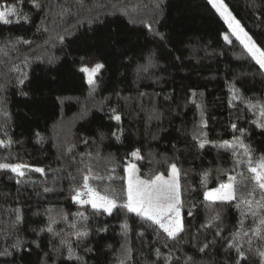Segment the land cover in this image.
<instances>
[{
    "label": "trees",
    "instance_id": "1",
    "mask_svg": "<svg viewBox=\"0 0 264 264\" xmlns=\"http://www.w3.org/2000/svg\"><path fill=\"white\" fill-rule=\"evenodd\" d=\"M38 2L39 10L31 0H8L18 9L10 19L27 16L29 22L0 23V140L11 141L0 148V162L45 170L27 171L20 184L14 173L0 171V252L11 253L0 255V264H165L156 249L171 264H236L228 242L237 231L246 256L240 264H262L264 230L256 236L258 220L242 217L246 205L204 200L205 189L230 176L237 178L238 198L252 199L247 164L236 165L231 150L213 144L235 142L243 129L253 160L264 157V128L254 123L264 118L247 107L249 101L264 104V70L228 33L225 20L207 0ZM224 2L264 49V0ZM93 61L104 65L94 89L80 71ZM117 114L119 121L112 118ZM200 130L207 135L199 139L212 142L203 149L193 139ZM133 148L142 157L138 173L147 178L166 174L172 163L179 170L186 228L179 243L119 207L108 215L72 200L89 175L90 187L125 203V164ZM236 151L246 159L243 149ZM217 213L219 221L203 227ZM84 230L86 237L75 235ZM17 241L19 248L13 247ZM205 243L209 247L200 252ZM67 245L82 259L69 260Z\"/></svg>",
    "mask_w": 264,
    "mask_h": 264
},
{
    "label": "snow or ice",
    "instance_id": "2",
    "mask_svg": "<svg viewBox=\"0 0 264 264\" xmlns=\"http://www.w3.org/2000/svg\"><path fill=\"white\" fill-rule=\"evenodd\" d=\"M18 2H22V0H18ZM32 5L35 9L39 10L41 8V4L38 0H31ZM207 3L211 5L213 9L225 20L228 24L229 29L232 30V34L236 37V39L243 45L244 49L247 51L248 55L251 56L252 60L259 66L260 70H264V49L259 47L256 42L252 39V37L244 30L241 26L240 21L236 20V18L229 11L227 4L224 3V0H207ZM0 6H2L3 10H0V23L4 25H8L10 23L16 22L19 23L20 20H24L25 22H29V18L27 16H20L19 19L13 21L10 17L18 15V9L14 5H9L8 0H0ZM43 23V21H41ZM150 27V26H149ZM47 29H45L46 31ZM39 31V27L37 28ZM161 40L164 39L163 35L160 36ZM63 37H61V40ZM224 40L228 43L232 41L229 40L228 35L224 36ZM19 42V41H18ZM24 44H30L31 41L24 40ZM104 67L102 63H95V65L91 68L89 67H81L80 71L87 74V82L90 87L93 89L96 86V81L94 77L100 72V70ZM26 79V74L24 75ZM20 84L24 83V79L19 80ZM195 95V93H193ZM233 99H239L235 93L233 95ZM234 106V105H231ZM197 107H200L197 105ZM247 107L249 110L258 109L259 114L262 118H264V104H252L251 101L248 102ZM115 112V110H113ZM201 129L207 126V122L204 120V112L201 109ZM116 121H119L121 117L117 114L112 117ZM256 126L259 128H264V120L261 122H256ZM233 131H236V125H232ZM241 137L244 135V130L239 129ZM115 135V133H113ZM207 133L202 130L199 131L198 135H194L193 139L199 141V148L203 149L205 144L212 143L210 141L200 140V137H206ZM241 137H234L233 140L235 142L224 141L220 144H213V147L218 149L223 148L225 150H231L233 153V157H236L235 164L239 165L241 163L247 164V171L251 174L250 180L253 183V187L248 192V197H252V199L239 197L237 196V178L236 176L228 177V183H221L218 187L209 189L204 192V200L210 202H224L230 203L232 201L240 199L241 203L246 205V211H242V217L247 218L250 216L254 221L258 220L259 226L255 229V235L261 236V231L264 230L260 226H264V157H261L257 160H253L250 148L243 143ZM119 140V136H117ZM87 143V141H85ZM11 144V141L0 140V148H7ZM237 148L243 149V157L246 159L239 158V154L236 151ZM131 155L137 159H141L139 155V151H134ZM10 171L14 173L18 179L17 183H24L26 181L20 179L25 177L26 171H34L40 174H44L43 168H32L30 165L23 163L9 164V163H0V171ZM89 173L91 169L88 170ZM127 176V200L125 203L117 204L115 199H111L107 196L101 195L95 189L90 187L88 181L90 179L89 175L83 176V191L76 190L75 195L72 196V200L74 203H78L81 205L89 204L92 209L99 212L102 210L104 213L111 215L113 210L116 208H120L121 210H126L127 213L135 214L136 217L140 218L143 222H150V226H156L158 229L162 230V232L166 235L167 240L172 241L174 243H179L182 239V234L186 232L184 218L182 216V201L180 199V186L178 183V175L179 170L177 169L175 164L170 166V178L166 179L163 174L156 175L154 179H140L137 175L138 169L135 164H129L126 169ZM243 177V173H240ZM208 173H205L204 179L202 183L206 186L207 184ZM239 183L246 184V180H241ZM45 192L51 191L49 188L44 189ZM258 193V199L255 198ZM86 195L88 199L81 200V196ZM253 200L255 206H253ZM236 207L240 208V203H237ZM17 213L19 210L17 209ZM82 219L87 220V217L84 213H77ZM188 216H191L192 213L189 211L187 213ZM17 221L21 219L20 215L17 214ZM220 216L217 213L212 216L211 219L207 221L203 227H212L214 221H219ZM243 219L240 221L241 227H243ZM71 227L75 228L76 224L73 223ZM124 235L127 237L128 235V225L125 223L123 225ZM45 229H41L44 231ZM48 232L52 233L53 229L49 226L46 229ZM100 231H106V229H100ZM153 231H156V228H153ZM54 235H59V233H54ZM75 235L78 238L86 237L88 232L77 231ZM139 235L143 236V232L139 233ZM244 235H247L245 232ZM159 236V233H157ZM216 236H220V232H216ZM264 239V237H261ZM243 239L242 235L239 231H237L231 237V240L228 242V248H235L237 252V261L236 264H240L241 260H245L246 256L244 251L241 248L240 241ZM67 242L65 240H61V244L65 245ZM249 244H251V240H249ZM13 247L19 248L20 242L17 241ZM39 247V245H37ZM165 247H168V244L165 243ZM209 247L208 243H205L198 250L200 252H204L206 248ZM68 248V259H76L81 260L82 258L75 255L74 250L70 245H67ZM251 250V249H250ZM59 251V250H57ZM0 255H11V253L0 252ZM259 255L264 258V251L259 252ZM156 257L157 259L163 258L165 264H171V257H162L160 250L156 249ZM191 259V258H189ZM264 264V261H262Z\"/></svg>",
    "mask_w": 264,
    "mask_h": 264
},
{
    "label": "rangeland",
    "instance_id": "3",
    "mask_svg": "<svg viewBox=\"0 0 264 264\" xmlns=\"http://www.w3.org/2000/svg\"><path fill=\"white\" fill-rule=\"evenodd\" d=\"M225 3V2H224ZM229 8V7H228ZM229 11L231 12V10H230V8H229ZM232 13V12H231ZM233 15V14H232ZM242 26V25H241ZM227 27H228V24H227ZM243 27V26H242ZM244 28V27H243ZM244 30H245V28H244ZM246 31V30H245ZM247 32V31H246ZM228 33L229 34H231V35H233L232 34V30L231 29H229V27H228ZM248 33V32H247ZM234 36V35H233ZM95 65V62L93 61V62H91V63H89V64H87V65H84V66H82V67H89V68H91V67H93ZM86 74V73H85ZM86 79H87V74H86ZM138 149L137 148H133L131 151H130V154H129V157L127 158V160H126V164H125V170L127 169V166L129 165V164H135L136 166L138 165V163H139V161L141 160V159H137V158H135V157H133L132 155H131V153L132 152H134V151H137ZM139 151V150H138ZM139 155H140V152H139ZM140 157H141V155H140ZM0 163H9V164H16L15 162H5V161H3V162H0ZM172 164H174V163H172ZM171 164V165H172ZM27 165H30L32 168H36V167H39V168H41L40 166H38V165H33V164H27ZM170 165V166H171ZM26 172L28 171V170H25ZM160 174H163V173H160ZM137 175L139 176V178L140 179H154L155 178V176H153L152 178H147V177H145V176H143V175H141V174H139L138 172H137ZM157 175H159V174H157ZM164 176H165V178L166 179H168V178H170V175H171V173H170V168H169V171L166 173V174H163ZM127 176H128V173H127V171H126V174H125V197H126V199H125V202H126V200H127V194H126V190H127ZM226 183H228V182H226ZM83 183H81L77 188H76V190H81V191H83ZM209 189H212V188H208V189H205L204 190V192L205 191H207V190H209ZM76 190H75V192H76ZM98 192V191H97ZM101 195H104V196H107V197H109V198H111V199H114L112 196H110V195H106V194H104V193H101V192H99ZM74 195H75V193H74ZM84 199H88V197L86 196V195H82L81 196V200H84ZM76 204H78V203H76Z\"/></svg>",
    "mask_w": 264,
    "mask_h": 264
}]
</instances>
